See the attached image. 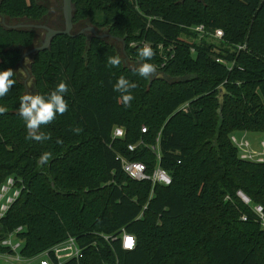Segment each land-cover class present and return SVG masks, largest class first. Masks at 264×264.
<instances>
[{"label":"trees","instance_id":"1","mask_svg":"<svg viewBox=\"0 0 264 264\" xmlns=\"http://www.w3.org/2000/svg\"><path fill=\"white\" fill-rule=\"evenodd\" d=\"M73 2L74 26L107 28L125 40L130 59L145 62L138 50L150 42L149 62L162 76L140 77L122 60L108 65L119 54L105 39L56 36L31 67L38 94L67 83L69 108L41 127L50 138L37 142L19 115L24 86L14 75L0 97V185L14 176L25 188L0 220V253L9 251L1 241L21 226L28 258L76 236L84 255L63 264H264V230L237 194L264 208V164L242 160L230 138L264 134V0ZM48 12L38 0H0V15L9 19L38 21ZM200 24L223 29L224 38H199L192 27ZM35 38L33 30L0 25V70L16 73L21 49ZM159 44L170 56L164 67ZM121 76L136 84L128 106L113 89ZM221 86L227 94L218 112ZM186 102L188 112L179 109ZM115 126L125 137H112ZM153 145L169 185L131 178L118 159L141 161L152 174ZM123 230L135 236L134 249L105 238Z\"/></svg>","mask_w":264,"mask_h":264},{"label":"built area","instance_id":"2","mask_svg":"<svg viewBox=\"0 0 264 264\" xmlns=\"http://www.w3.org/2000/svg\"><path fill=\"white\" fill-rule=\"evenodd\" d=\"M199 35V38L204 36H211L215 39H223L225 33L222 29L217 28L214 31L208 30L205 25L200 24L192 27ZM152 44L147 41H143L142 45ZM134 45V43H133ZM142 46V47H143ZM242 47H245L244 45ZM159 54H161V59L163 60L161 66L164 67L167 60L170 58L169 54L163 52V44L158 45ZM172 46L167 47L168 52H172ZM194 51V49H192ZM169 57V58H168ZM174 57V54H171V58ZM220 59H218L219 61ZM179 109L184 112L189 110V102L184 103L179 107ZM147 128L143 127L142 131L146 132ZM126 131L122 126H115L112 131L113 138H123L125 137ZM233 145L237 148L239 157L242 160L251 161L255 163L264 164V141L260 142V145L255 147L252 141L247 137V131H239L231 134L230 136ZM142 141L137 144H130L129 150L134 151ZM152 149L156 152L158 164L152 174L147 172V166L141 161L129 160L127 157L118 155V159L122 164L123 170L127 173L128 176L137 180H151L154 184H166L169 185L172 182L171 174L160 165L161 152L157 149V146H151ZM25 184L21 178H16L14 176H9L6 180L0 185V220L6 215L11 206L15 201L20 197ZM238 196L243 200V202L249 206L252 204V200L247 196L242 190L237 192ZM254 212L258 215L259 222L261 223L264 230V208L260 204L252 205ZM243 220H247V215H242ZM23 230L21 226L16 228L14 231L9 233L1 241V246L5 247L9 251L6 253H0V260H5L7 263L9 261L15 260L16 262L31 261L32 259H38L39 264H63L66 261L77 259L83 257L84 250L86 246H82L78 242V238L73 235H69L65 240L58 242L52 247L46 249L41 254L34 257H25L21 254V250L24 245V239L20 238L19 233ZM107 240H119L122 241V246L124 249L132 250L136 247V238L133 234L128 233L126 230H123L121 234L116 236H105ZM131 239V246L128 245V240ZM15 261L11 264H15ZM5 262V263H6Z\"/></svg>","mask_w":264,"mask_h":264},{"label":"clouds","instance_id":"3","mask_svg":"<svg viewBox=\"0 0 264 264\" xmlns=\"http://www.w3.org/2000/svg\"><path fill=\"white\" fill-rule=\"evenodd\" d=\"M138 55L142 58L143 63L139 64L137 74L140 77L149 78L156 73V66L149 62L155 55L153 48L145 44L138 50ZM121 63L119 56L108 58V65L118 67ZM14 70L12 68L0 70V97L5 96L10 88L14 85ZM136 84L130 82L127 78L121 76L114 84V91L122 95L123 102L126 106L130 105L134 96L131 89ZM68 94V85L65 81L58 83L54 90L46 94L27 93L20 99L18 112L25 122L28 138L34 141L47 140L50 137L41 131L43 125H47L54 121L58 115H63L68 111L69 104L66 100ZM75 132L79 133L80 129L75 128ZM58 143L62 141H57Z\"/></svg>","mask_w":264,"mask_h":264},{"label":"rangeland","instance_id":"4","mask_svg":"<svg viewBox=\"0 0 264 264\" xmlns=\"http://www.w3.org/2000/svg\"><path fill=\"white\" fill-rule=\"evenodd\" d=\"M38 2L45 5L49 9L48 14L43 18L44 20L42 19L38 21H32V20H28L25 18L24 19L23 18L22 19H9L5 16L0 15V25H4L5 27L18 26V29H30L31 30L33 28L30 26V24H33L32 22H38V24L46 25L52 28H63L64 27V16H63L62 0H38ZM89 26H91L90 22L88 21L85 23L83 22L80 25L74 26V32H79L82 29H85L86 30L85 34H87L88 37H91L93 35V32L87 29ZM33 31L36 33V38H35L34 43L29 47H25L21 49L22 50L21 57L19 61L15 64L16 78L18 79V82H20L24 86L23 95L27 93L38 94L37 93V82L35 81V77L32 72V67H31L35 53L34 52L29 53V50L43 43L45 39V35H46V30L42 28L41 29L35 28ZM98 33L102 35L107 34L108 33L107 28L98 30ZM104 39L112 43L113 45H115V47L118 50L119 57L125 65L130 66V67H135V66L138 67L139 64L143 63L141 61H137V60L129 58L126 52V48H125L126 46H125L124 39L121 40L119 38H114L110 36H105ZM153 76H162V72L160 71V69H157L156 73L153 74ZM1 106H3V104H0V110H2ZM247 137L252 141L253 145L257 148L260 145V142L264 141V134L260 132H247ZM229 198L230 197L228 196L227 199ZM252 205H253V202L251 204V207ZM256 216L259 222L258 215L256 214ZM262 230H263V227H262ZM13 261H9L7 263L5 260H0V263L11 264L13 263ZM15 264H39V260L32 259L31 261L26 260L23 262L15 261Z\"/></svg>","mask_w":264,"mask_h":264},{"label":"water","instance_id":"5","mask_svg":"<svg viewBox=\"0 0 264 264\" xmlns=\"http://www.w3.org/2000/svg\"><path fill=\"white\" fill-rule=\"evenodd\" d=\"M63 3V16H64V27L63 28H52L46 25H41V27L45 28L46 35L43 43L39 46L33 47L29 50V53L34 52L38 53L40 51H44L50 48L53 39L58 35H69V36H77L85 34V29H82L79 32H74V17H75V4L73 0H62ZM36 25V24H33ZM9 29H18V26H7ZM88 30H91L93 32V35L99 39H104L105 36L113 37L110 33L107 34H99L98 30L93 27L89 26L87 28ZM24 56V55H23ZM227 94V89L225 86H221L219 88V109L218 112H222L225 105V95Z\"/></svg>","mask_w":264,"mask_h":264},{"label":"flooded vegetation","instance_id":"6","mask_svg":"<svg viewBox=\"0 0 264 264\" xmlns=\"http://www.w3.org/2000/svg\"><path fill=\"white\" fill-rule=\"evenodd\" d=\"M44 20V19H43ZM33 24H36V25H33V24H30V26L33 28V29H31V30H34L35 28H37V29H45V28H43V27H41V24H38V22H32ZM22 26V25H21Z\"/></svg>","mask_w":264,"mask_h":264},{"label":"snow or ice","instance_id":"7","mask_svg":"<svg viewBox=\"0 0 264 264\" xmlns=\"http://www.w3.org/2000/svg\"><path fill=\"white\" fill-rule=\"evenodd\" d=\"M131 243H132V242H131V239L129 238V240H128V245L131 246Z\"/></svg>","mask_w":264,"mask_h":264},{"label":"crops","instance_id":"8","mask_svg":"<svg viewBox=\"0 0 264 264\" xmlns=\"http://www.w3.org/2000/svg\"><path fill=\"white\" fill-rule=\"evenodd\" d=\"M0 264H3V263H0Z\"/></svg>","mask_w":264,"mask_h":264}]
</instances>
